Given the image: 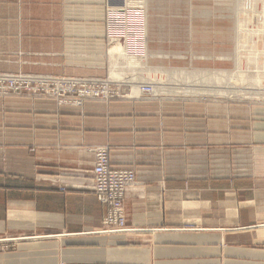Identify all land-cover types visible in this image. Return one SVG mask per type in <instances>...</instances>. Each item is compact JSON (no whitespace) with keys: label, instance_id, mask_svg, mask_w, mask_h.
Wrapping results in <instances>:
<instances>
[{"label":"crops","instance_id":"0c3cea01","mask_svg":"<svg viewBox=\"0 0 264 264\" xmlns=\"http://www.w3.org/2000/svg\"><path fill=\"white\" fill-rule=\"evenodd\" d=\"M98 25L67 23L66 0H0V72L95 75ZM97 146L135 172L130 231L97 232L106 206L80 188ZM0 264H264V103L0 96Z\"/></svg>","mask_w":264,"mask_h":264},{"label":"rangeland","instance_id":"374dc122","mask_svg":"<svg viewBox=\"0 0 264 264\" xmlns=\"http://www.w3.org/2000/svg\"><path fill=\"white\" fill-rule=\"evenodd\" d=\"M101 2L102 0H66V22L91 19L99 23L95 33L99 36L92 42L100 41L101 46L99 49H92V42L83 45L89 47V53L85 54L88 60L81 61V65L85 64L84 68H89L88 70L97 76L109 77V63L105 59V53L110 45L103 42L100 37ZM141 2L146 10L147 45L150 50L147 49L143 66L124 68L123 76L120 78H139L144 83L158 88L196 84L198 85L196 87L200 88L220 90L223 88L226 92L232 90L236 92L218 95L168 93L158 90L161 97H219L227 101L264 103V96H260L264 93V0ZM90 6L96 8L94 13L74 10ZM68 30L70 29L67 26V33ZM99 56L103 57L99 64L92 61L94 57ZM153 70H162L165 74L156 75L151 73ZM204 72L218 74L215 76L222 78L223 83L226 82L224 79L226 78L227 82L224 84L228 86H223L222 81L215 83L212 79L209 81L201 79V73Z\"/></svg>","mask_w":264,"mask_h":264},{"label":"built area","instance_id":"2783aa9c","mask_svg":"<svg viewBox=\"0 0 264 264\" xmlns=\"http://www.w3.org/2000/svg\"><path fill=\"white\" fill-rule=\"evenodd\" d=\"M141 1L133 0L127 3L125 0H102L101 2V39L107 45L120 44L124 57L141 59L146 58L147 55L146 10ZM92 44V49H99L101 46L100 41ZM24 94L32 97H51L58 104L70 106H81L86 100L161 97L152 84L144 83L134 77L124 81V79L117 80L97 75L0 72V96ZM92 152L93 165L88 178H83L80 188L92 191L96 199L106 206L101 228L97 232L120 234L130 231L131 229L126 226L124 200L128 189L135 183V172L132 168L113 166L107 146L94 147Z\"/></svg>","mask_w":264,"mask_h":264},{"label":"bare ground","instance_id":"6f19581e","mask_svg":"<svg viewBox=\"0 0 264 264\" xmlns=\"http://www.w3.org/2000/svg\"><path fill=\"white\" fill-rule=\"evenodd\" d=\"M125 2L129 3V2H132L131 0H125ZM238 11V10H236ZM236 25V24H235ZM236 29V28H235ZM234 29V30H235ZM241 29V28H240ZM240 29H237V30H240ZM242 30V29H241ZM240 30V31H241ZM238 32V31H237ZM239 38V37H238ZM241 38V37H240ZM237 40V38H236ZM241 41V40H240ZM237 42V41H236ZM237 45V44H236ZM239 50V49H238ZM236 50V51H238ZM103 58V57H102ZM238 58V57H237ZM105 59L108 60V63H109V67H108V71H109V77L113 78V79H117V78H120V76L123 74V71H124V68H128L129 67H137V66H143L145 64V61H146V58H141V59H136V58H128V57H124L123 56V52H122V47L120 44L118 43H111L110 44V48L108 49V52L105 53ZM225 72V71H224ZM151 73H154L156 75H164L165 72L162 71V70H153ZM227 73V72H226ZM229 73V72H228ZM127 74V73H126ZM202 76H201V79H205V80H214V82L216 83H219L220 81H222V78L220 79V77H216L218 76V74L215 76L213 75L212 73H207V72H204V73H201ZM220 74V73H219ZM224 74V73H223ZM225 75V74H224ZM223 75V77H224ZM228 75V74H227ZM226 75V76H227ZM123 76V75H122ZM235 76V75H234ZM233 76V77H234ZM120 79H123V78H120ZM227 82V79L224 78ZM233 79V78H232ZM127 80H130L129 78H124V81H127ZM229 80V79H228ZM224 82V83H226ZM223 83V81H222ZM223 83V86L224 85H227L228 84H224ZM185 86V85H184ZM198 85L196 84H191V85H188V86H185V87H181V86H176V87H167V86H161L160 88H158L156 86V88H158L157 90H160L162 92H168V93H181V94H208V93H216V94H220V95H230L231 94H234L236 92H234L232 89V91H227L225 89H223L222 87V90H220L219 88L217 89H205V88H200V87H196ZM219 87V86H218ZM212 88V86H211ZM226 88V87H225ZM230 90V89H229ZM246 92V90H244ZM242 90V92H244ZM239 92V91H238ZM237 92V94H238ZM248 92V91H247ZM167 93V94H168ZM240 93V92H239ZM251 92H249L250 94ZM254 93V92H253ZM244 94V93H243ZM247 95V93H246ZM256 95V94H254ZM259 95V94H258ZM263 95L264 96V93L263 94H260V96ZM166 96V95H165ZM234 96V95H233ZM242 96V95H241ZM252 96V94H251ZM231 97V96H230ZM248 98V97H247ZM233 99V98H232Z\"/></svg>","mask_w":264,"mask_h":264}]
</instances>
